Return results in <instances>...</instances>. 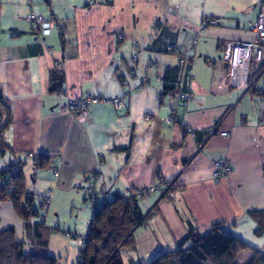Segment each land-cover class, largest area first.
Returning a JSON list of instances; mask_svg holds the SVG:
<instances>
[{
  "label": "crops",
  "instance_id": "1",
  "mask_svg": "<svg viewBox=\"0 0 264 264\" xmlns=\"http://www.w3.org/2000/svg\"><path fill=\"white\" fill-rule=\"evenodd\" d=\"M259 1L0 0V97L11 111L0 171L23 161L26 192L36 198L50 192L46 208L35 204L43 217L30 219L45 224L38 231L47 247L39 254L58 264H78L79 249L61 231L85 232L90 212L82 188L85 177L96 172L104 177L96 187L107 200L161 180L178 186L172 197L155 192L138 202L142 215L154 216L135 229L134 246L121 250L124 264H147L175 248L191 227L206 234L216 223L264 254V231L250 215L264 212V72L254 67L246 89L209 91L227 70L224 43L254 38L248 23L257 19ZM31 11L55 22L39 41L25 18ZM217 17L220 23L201 31L194 48L202 19ZM171 43L181 53H167L164 46ZM184 56L193 59L181 63ZM151 62L153 75L145 71ZM166 69L165 79L158 80L155 74ZM52 71L63 76L56 90H50ZM174 80L180 87L166 90ZM183 84L192 95L185 103L176 94ZM63 92L73 99L122 98L125 108L95 103L80 122L61 111ZM5 120L1 117L0 126ZM37 155L50 158L46 168L34 167ZM223 159L232 174L215 183L214 163ZM54 224L60 231L49 229ZM7 228L14 229L25 252L32 251L22 218L4 200L0 232Z\"/></svg>",
  "mask_w": 264,
  "mask_h": 264
},
{
  "label": "trees",
  "instance_id": "2",
  "mask_svg": "<svg viewBox=\"0 0 264 264\" xmlns=\"http://www.w3.org/2000/svg\"><path fill=\"white\" fill-rule=\"evenodd\" d=\"M172 45L178 47L174 43L164 46L169 54L177 53L169 52L167 47ZM185 57L187 56L181 60ZM191 61L181 63L188 64ZM168 72V69L163 71L161 80L165 79ZM174 81L166 90L180 87V83ZM181 86L182 89L178 90H187L184 84ZM3 116L6 120L0 126L2 151L7 147L3 133L10 125L11 111L4 106L0 97V119ZM49 160L50 158L46 156L37 155L33 159V165L36 169H44ZM23 164V161H18L13 166H7V170L0 171V201L6 200L14 204L17 214L23 220L26 238L31 239L32 251L25 252L23 243L16 242L14 229L7 228L0 232V264H58L55 257L46 253L39 254L37 251L47 247V241L38 231L40 226L45 224L42 219L32 224L30 219L42 218L43 214H39L35 204L39 208L43 206L38 203V198L26 192ZM148 215L140 213L138 201L124 199L121 194L109 200L91 216V226L84 247L79 250L78 264H124L120 252L123 248L134 246L133 232L145 224ZM250 215L256 220L259 229L264 231V212H252ZM209 231L202 234L191 227L186 238L175 248L161 252L147 264H264L263 253L234 238L223 229L222 223L212 225Z\"/></svg>",
  "mask_w": 264,
  "mask_h": 264
},
{
  "label": "built area",
  "instance_id": "3",
  "mask_svg": "<svg viewBox=\"0 0 264 264\" xmlns=\"http://www.w3.org/2000/svg\"><path fill=\"white\" fill-rule=\"evenodd\" d=\"M31 0H29L30 2ZM259 14L257 19L248 23V29L254 33V38L252 41H234L229 40L224 43L223 52L221 54L222 61L226 65V72L219 74L214 78V81L210 85L209 91L215 95H220L222 93L227 92L231 88L236 89H246L249 87L250 76L253 71V64L259 69L260 72H264V0H260L258 4ZM26 20L31 24L34 31H36L35 41H39L42 37L49 34L55 28V22L53 20H46L38 15H36L33 11L29 12L25 16ZM220 19L217 18H205L200 22L195 35L194 42L192 46L195 48V41L199 37V33L206 29L208 26H217L220 22ZM160 23V22H159ZM159 23H155V26H159ZM138 44L133 42L132 48L137 49ZM169 52H177L180 53L181 49L175 47L174 45L167 47ZM130 59L133 62H136L137 56L132 54ZM191 56L185 57L181 62H187L188 60H192ZM154 62L149 63L146 67L147 73H151L153 75ZM163 72H157L155 76H157L158 80H161ZM133 76L132 73L127 74V79L123 80L124 84H127L128 79ZM151 77V76H150ZM144 81H148V76L146 75ZM176 94L178 99L182 102H186L189 100L192 95L189 90L181 91L177 90ZM61 98L64 101L60 105V109L63 113L73 114L77 120L80 122L86 121L89 117V113L91 110V106L95 103L103 102V103H111L113 107L117 110H122L125 108L124 102L122 98H116L113 100H103L99 96H87L81 98H70L63 92L60 94ZM261 109L260 122L264 124V98ZM148 119V117H147ZM174 120L172 115L167 116L165 121L170 124ZM186 132L189 135H193L194 131L192 128L186 127ZM227 136L228 133L222 132L221 136ZM3 170H7V167L3 168ZM2 170V171H3ZM212 179L215 183H219L224 179L229 178L232 174L231 166L223 159L217 160L214 163L213 171H212ZM85 184L83 186V191L86 194V199L89 201V211L91 212V216L94 211L98 210V208L105 205L109 200H107L97 189V184H104V177H102L99 173H90L85 177ZM178 186L172 183L169 180L159 181L155 186L136 189V190H126L121 193L122 198L129 200L141 201L143 198H147L151 194L155 192L162 193V197L169 198L173 196V190H176ZM50 192L39 195L38 203L42 204L43 209L46 208L49 204ZM91 216L86 218L85 224V232H70V231H61L63 236H66L70 239H73L77 247L82 249L85 244V240L87 238L89 227L91 226ZM150 217H153L154 214L151 212L149 214ZM60 231V227L57 224L51 227V231Z\"/></svg>",
  "mask_w": 264,
  "mask_h": 264
},
{
  "label": "water",
  "instance_id": "4",
  "mask_svg": "<svg viewBox=\"0 0 264 264\" xmlns=\"http://www.w3.org/2000/svg\"><path fill=\"white\" fill-rule=\"evenodd\" d=\"M52 84L50 85V90H56L58 86H61L63 82V76L59 72L52 71Z\"/></svg>",
  "mask_w": 264,
  "mask_h": 264
},
{
  "label": "rangeland",
  "instance_id": "5",
  "mask_svg": "<svg viewBox=\"0 0 264 264\" xmlns=\"http://www.w3.org/2000/svg\"><path fill=\"white\" fill-rule=\"evenodd\" d=\"M253 69H254V67H256L254 64H253ZM89 209V208H88ZM90 212V211H89ZM90 216H91V212H90V214H89ZM70 239V238H69ZM72 241H73V243H74V245H75V247H77V244H76V242L73 240V239H71ZM78 248V247H77ZM79 249V248H78Z\"/></svg>",
  "mask_w": 264,
  "mask_h": 264
}]
</instances>
